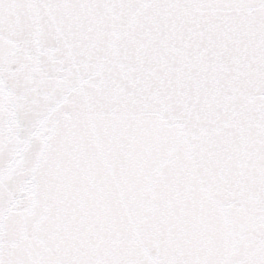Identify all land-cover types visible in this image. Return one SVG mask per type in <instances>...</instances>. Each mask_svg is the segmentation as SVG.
<instances>
[{"label": "snow or ice", "instance_id": "6c2138e0", "mask_svg": "<svg viewBox=\"0 0 264 264\" xmlns=\"http://www.w3.org/2000/svg\"><path fill=\"white\" fill-rule=\"evenodd\" d=\"M0 264H264V0H0Z\"/></svg>", "mask_w": 264, "mask_h": 264}]
</instances>
